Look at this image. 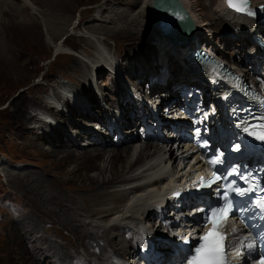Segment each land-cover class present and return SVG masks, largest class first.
Here are the masks:
<instances>
[{
	"label": "rangeland",
	"instance_id": "374dc122",
	"mask_svg": "<svg viewBox=\"0 0 264 264\" xmlns=\"http://www.w3.org/2000/svg\"><path fill=\"white\" fill-rule=\"evenodd\" d=\"M3 1H8L7 4L15 6L13 8L16 13L12 14L9 9L6 10ZM33 1L36 2V5L32 8L37 13L31 7H27L22 3L23 1L0 0V7L5 11L3 12V9H1L2 16H0V20H2L0 23V165L2 164V167H0V264H21L22 260L26 259L25 255H28L32 260L27 259L26 264H34L38 253L34 251L35 246L31 245L36 239L46 236L58 246L61 244L62 238H68V234L71 238L70 241L79 243L76 246L75 243H72L76 247L74 261L78 264H90L89 261L100 264L102 260L105 263L109 261L110 254L102 259L101 257L96 259L97 257L91 253L93 251L91 249L96 246L95 239L90 236L87 240L88 232L83 224L90 231H96V227H103L109 223H119L122 217L126 215V212H123L124 209H127L125 203L131 198L130 195L123 192L129 186L121 183V180L133 176L149 177L150 173L146 175L141 170L134 172L136 175L130 173L131 171L123 173L124 164H119L114 165V168H117V174L113 175L110 171L115 148L111 145L103 149L108 154H104L103 161L99 162L100 169L103 172L101 175L98 170L91 172L80 167V160L74 164L68 165L67 162V165H63L61 162L62 157L46 156L45 148L44 150L38 148L37 143L41 142V139L36 136L35 132L24 136L23 139V136L19 137L13 131L14 100L26 92L29 102L40 103L44 98L47 99L50 86L53 84L65 80L75 84L87 82L85 78L90 74L91 62L93 60L99 62L100 53H98V59L96 58L97 43L108 51L111 58H115L120 54L119 57L122 59H118V63L123 66V59L126 58L128 53L137 55L139 50L142 51V48L145 54L146 52H157L153 44L156 43L155 41L158 42V39L159 41L162 39L154 34V32H159L155 23L153 24L154 32L144 30L142 25L135 24L134 17H138L137 12L139 11L132 5L134 0ZM138 1L140 0H137V4ZM220 3V0H197L196 9L201 10L200 12L203 15L201 19L203 18L205 24L209 27L207 33L211 44L219 49L217 54L233 65L240 67L252 81L264 87V77L262 73L258 72V63H252L257 61L248 59L250 57L249 52H254L252 46L247 42L243 46L239 27L232 25L234 19H230L228 14L224 13ZM24 10L26 14L23 13ZM97 10L100 11V15L95 14ZM93 19L95 20L93 21ZM132 21L134 23L130 24ZM127 34L133 35L127 36ZM262 34H264V30ZM243 49L248 53L241 55ZM68 57L78 61L79 64H73L72 59ZM148 59L146 56L147 61ZM136 64L140 66L139 63ZM251 66L256 73L251 72ZM75 68L78 70H75ZM136 71H139V69L135 64H131L130 75H134ZM99 72L100 75L106 72L102 84L107 94H110L111 99L114 95L113 89L117 85L113 88L111 76L106 70ZM113 101H115V98ZM28 111L30 115L34 113L31 107ZM84 140L85 147L88 142L86 139ZM109 141L111 143V139ZM18 143L19 146H24V148L19 147ZM81 143V141L78 142V144ZM33 146L37 148V151ZM86 147L92 148L93 145ZM37 152L39 155H37ZM181 153L180 149L176 151L178 157L181 156ZM132 155L130 160L139 162L140 152ZM158 157L160 159H157L163 165L168 155L163 158V153H161ZM21 160H28L30 164H22ZM132 162H130L131 165H133ZM179 162L177 159L174 165L167 163L168 171L170 168L175 169V167H178ZM38 172H40L38 176L41 178L34 177L35 183L29 184L27 179L37 175ZM42 173L52 177H45ZM91 178H98L99 183L106 181V186L95 189V185L91 183ZM86 187L92 191L85 190ZM121 189H123L121 192H114ZM102 193H109L110 195L102 198L100 197ZM150 193H144L147 201L153 195ZM122 195L126 196L122 197ZM54 196L57 201H62L59 202V208L57 209L52 202ZM24 206L26 213L22 215L20 212ZM99 214H105L104 218L111 215L112 217L107 221ZM28 220L35 221L40 227L43 224V227L35 229L34 234L28 239L29 245L27 244V238L29 237V235L27 237V234H30L29 225L32 226V224ZM16 222L24 223V225L18 224V227ZM44 222L49 223L48 229V224ZM130 222L137 223L135 220H128L124 223L130 224ZM11 224L14 229L17 227L22 236L24 235L23 237L26 239L24 249L21 247L19 239L9 233L13 229ZM76 230L79 233H76ZM107 234L110 237L120 234L122 241L130 236V233L118 229L108 230ZM89 240L92 242H89ZM106 241L108 245L111 244L108 238H106ZM81 242L87 244L86 247L89 250L81 245ZM112 242L115 243V240H112ZM117 242L120 241L117 239ZM38 244L37 241L36 245ZM63 244H67L66 241ZM123 249L122 245V249L119 250L122 251ZM50 250L53 251L54 248L48 247L47 244L39 248L42 256V259L40 258L38 261L39 263H60L58 257L48 262V252ZM11 252L12 254L7 257L8 261L6 262L4 259ZM20 255L22 257L18 258ZM59 255H61V251H59ZM64 258L69 261L66 256ZM91 264L94 263L91 262Z\"/></svg>",
	"mask_w": 264,
	"mask_h": 264
},
{
	"label": "bare ground",
	"instance_id": "6f19581e",
	"mask_svg": "<svg viewBox=\"0 0 264 264\" xmlns=\"http://www.w3.org/2000/svg\"><path fill=\"white\" fill-rule=\"evenodd\" d=\"M20 1H23L22 3H24L27 7L32 8L34 5H36V2H34L33 0H20ZM180 1L184 5V7L187 9L190 17L193 19L196 28L203 30V31H201V34H197L198 33L197 31L195 32V36H197V40H199V43H203L205 36H206L204 33L208 32L209 27L207 24H205V20L203 18L201 19V16H203L200 12L201 10H199V8L196 9L197 0H180ZM7 2L8 1H6V2L3 1L4 6H6L5 9L6 10L9 9L12 14L16 13L15 9L13 8L15 6H11V4H7ZM220 2H221L220 7L224 10V13L228 14L230 19H234V23L232 25L239 27L238 30L241 31L240 32L241 33V39H242V44L244 46L245 42L248 43V39H249V41L251 40L247 36V33L249 34L248 31L249 30L254 31V26H258L259 24L254 22V21L248 20L245 17L244 12H237L236 10H234V11H236L237 13L232 12L233 8L230 9L227 6V0H220ZM9 3H10V1H9ZM136 4H137V0H134V4H132V5L135 6V8L138 9V11H139V12H137L138 17L137 18H135L136 16L134 17V21L136 22L135 24L142 25L144 27V30H147V31L150 30V32H154L153 24L156 23V20L154 17L155 15H154L153 7L155 4V0H140V1H138V4L137 5ZM247 7H250V8L253 7V8L264 10V0H247ZM1 9H3V8L0 7V16H2ZM22 9H24V8H22ZM33 11H35L37 13V11L35 9H33ZM3 12H5L4 9H3ZM25 12L26 11L24 10L23 13H25ZM99 12L100 11H96L95 14L99 13ZM99 15H100V13H99ZM95 19H96V17H95ZM95 19H93V21ZM98 20H99V18L97 19V21ZM1 21L2 20H0V23H1ZM134 21L130 22V24L134 23ZM222 21H223V19H222ZM44 25H46V24H44ZM225 25H227V24H225ZM223 26H224V24H223ZM261 28L262 29H260V31H258L259 33H262L261 30H264V26ZM202 32H204V33L202 34ZM154 34L157 35L158 38L160 37L162 39L160 41L158 39V42H160L159 44H157L158 43L157 41H155L156 43L153 44V47H155V49H157L156 51L158 52V54L155 51L151 52V53L146 52V54H145V51L143 50V48H142V51L139 50L137 55L128 53L126 58L123 59V67L120 69V72L125 71V75L130 80H132L134 83H136L137 79H142V81H144L146 83V82H148L150 77L161 76L160 70H163V69L165 70L164 76L168 77V79H165V81H164L165 84H163V85H159V83L157 82L158 80L155 81L154 82L155 84L153 85V91H152L153 94H148L146 91V88L143 87L142 85H140V87H139V89L144 94V98L147 100V102H149V103L155 102V103L159 104V109L155 110V111H161L160 114L165 118L166 115L164 114V112H165L164 108H167V105H168L167 99H169L171 94L174 92V88H176L180 84H183V83L186 84L189 81H193V83L198 84L201 82V77L197 73L193 72V70L191 69L192 67L190 65V62H188L185 59L186 55L182 54L180 47L174 45L172 43V41L167 39L164 35H161L159 32L158 33L154 32ZM130 35H133V34H127V36H130ZM207 35H208V33H207ZM263 37H264V35H263ZM118 38H120V37H118ZM194 41H196V40H194ZM194 45H195V42H192L188 46L193 47ZM215 50L217 52L219 49L215 48ZM247 53H246L245 49H243L241 52V55H244ZM56 54H57V52H56ZM257 54H258V52H257ZM119 55L115 56L116 60L122 59L121 57H119ZM146 56L149 58L148 61L146 60ZM252 58H253V56L249 57L248 59L251 60ZM69 59H72V58H69ZM225 60H227V59H225ZM72 61H73V64H75V65L79 64L78 61H76L74 59H72ZM144 61L146 62V64ZM91 63L94 64V66L100 65L99 62L94 61V60ZM136 63H139L140 66H137ZM131 64H135V66L139 69V71H136V73L132 76L130 75V72H129ZM113 65L115 67L117 66L114 62H113ZM113 65H109L112 71H114ZM115 69L118 70V68H115ZM75 70H78V69L75 68ZM102 70H105L104 66L103 67L101 66L97 70V73H96L97 74V87H98V91L100 93L99 95H97L92 90V88H89V86L85 82H82V84H77V83L75 84L74 82H70V81L65 80V81H62V82L60 81L57 83L58 85H61L60 95L62 96V99H64V100L66 98L68 99V98L72 97L71 96V94H72L71 89H74V88L72 86H70L69 84H74L75 88H82V90H84V93L76 94V103H75L76 105L72 106L73 111L70 112V117L65 118V121H68L70 126H69V124H67V126H65L62 123H57V126L51 132V135L48 136L46 133H44L41 136L38 133L39 130L35 129L36 126L35 125H33L35 127L32 126L33 121L37 120V119H35L36 117L32 113H31V115L29 114L28 109H29V107H31L32 110L34 111L35 109H38L39 107H45L46 108L48 105L47 101L44 98L43 100H41V102H43V103H41V102L38 103V102H34V101L29 102L27 99L26 92H25V94H22L21 96L17 97L14 100V114H13V123H12L13 124L12 126H14L13 131H15V134L18 135L19 137L23 136V139H24V136L29 135V134L31 135V133L35 132L36 136L41 139V142H38L36 140L38 142L37 143L38 148H39V150H44V148H45L44 151H46L45 152L46 156L55 157V158L62 157L61 162L63 165H67V162H68V165L74 164L75 162H78V160H80L81 161V164L79 165L80 167L86 168L87 170H89L91 172L98 170L100 172L99 173L100 175L103 172L100 169L99 162L103 161L104 154H108L107 151L103 150V149H104V147L111 145L112 147L115 148V150H114L115 155H113V157L111 159L112 166H111L110 172L113 175H116L117 174V168H114V165L116 166L119 164H124L123 173H126L127 171L128 172L131 171L130 173H132L133 175H136L134 172L136 170H138L139 168H141V166L137 167L140 163H143V162L146 163L148 161H153L152 159L154 156H156L158 159H160L158 156L162 152H164V150L163 149H150V147L152 145L149 142H147L145 149L140 151V155L138 157V158H140L139 162H132L130 160V157L133 156L132 154H134L137 151V149H135L134 146H135V144H137V141L139 139V135L136 136L133 133L139 131L142 127V125L138 123V119H137L138 112H136L135 109L132 108L131 104L127 101L126 98L124 99V101L122 103H118V104L114 103V101H113L114 96L113 95L110 99V94H107V92H106V90H104V86L102 84V82H104L103 76L105 75L106 72L101 74L102 79L100 78L101 75H100L99 71H102ZM78 72H80V71H78ZM85 79H88L90 81L88 76H86ZM213 82L216 83V87L219 88V85H217V80L214 79ZM111 84L113 85V88H114L115 85L121 84V83H119L118 79H113ZM113 90H115V89H113ZM54 99L56 100L57 97L55 96ZM211 100H212V97H209L208 102L206 104L201 105L200 114H202V115L207 114V112L209 111L208 107H209V103L211 102ZM166 102H167V105H165ZM102 103L108 104V105H110V103H111L110 106L112 107L113 111H112V114L110 115V118L112 121L114 120V122L117 124L119 130H121V128H123L124 126L125 127H128V126L131 127L129 130L132 131V135L125 136L124 138H121L120 144H118V145L113 144V140H112L113 137L115 135H117V131H116V133H110V132L108 133V131H106L107 136H103V137L95 135L94 140L92 142H90L91 141L90 136H92L94 131L91 133L89 129H83L82 128V130L88 131L90 135H85V133H81L80 131H77V129H75V131L78 133V135L77 134L72 135V133H70V130L72 128H75V127L79 128L78 123L83 122L82 117H80L78 115L91 116V111H93L94 115H95V112L98 110L94 109L93 107L95 105H98V107H99ZM171 109L174 110V107H171ZM139 112H140V110H139ZM171 114L172 113H170V115ZM75 115H77V116H75ZM96 115H98V114H96ZM131 115H132V117H129ZM74 116H75V118H74ZM27 124H28V126H27ZM96 124L97 123H93V127L96 126ZM45 128L46 127L44 126L41 130H43V132H46ZM110 137H112L111 143L109 141ZM62 138H64V140H62ZM84 139H87L88 142L91 143L90 145H93L94 148L93 147L92 148L84 147L83 146L85 144ZM150 139H151V136H148V140H150ZM78 141L82 142L80 146L76 145ZM21 144H23V143L21 142ZM69 145H70V147H69ZM18 146H19V143H18ZM29 146H31V145H29ZM123 146H125V147L122 148ZM19 147L24 148V146H19ZM34 148L37 151V148L36 147H34ZM96 151H104V152H96ZM37 155H39L38 152H37ZM167 155H168L167 161L169 163L171 162L174 164L176 162V160L178 159V156L176 155L175 149L170 148L169 151L164 152L163 158L166 157ZM20 162L22 164H24V163L28 164L29 163L28 160H21ZM130 162H132L133 165H131ZM166 163L167 162H165V164ZM31 164H33V163H31ZM165 164L163 166H165ZM0 167H2V164L0 165ZM149 170L150 169H148L146 171H149ZM42 171H40V172H42ZM146 171H144V172H146ZM40 172H38L37 175L31 176L30 178L27 179L29 181V184L35 183L34 177L41 178L38 176L40 174ZM42 175H44V173H42ZM146 175H147V173H146ZM44 176L48 177L46 175H44ZM51 177H48V178H51ZM33 179H34V181H32ZM90 180H91V183L95 185V189H98V187L99 188L104 187V186H106L105 184L107 183L106 181L99 183L98 178L97 179L91 178ZM136 180H139V176H133V177H130L128 179L121 180V183H125L126 185L129 186L128 188H126L127 190L125 189L123 192L126 193L127 195L132 194L130 197H132V196L136 197L138 193H140L139 195H141L142 193H145V191L147 189L154 187L159 183V181L156 180V181H151V182H149L143 186H141V185L136 186L135 185L134 187H130V186H133L134 183H136L135 182ZM109 181H111V180H109ZM22 182H23V180H22ZM44 182H45V180H44ZM85 190L92 191L88 187H86ZM122 190L123 189L118 190V191H114V192H121ZM107 195H110V194L109 193H102V194H100V197L104 198ZM118 195H120V193H118ZM125 196L126 195H122V197H125ZM23 201H24V199H23ZM52 202H53L54 207L57 209V208H59V204H60L59 202H62V201H57L56 197L54 196ZM64 206H65V204H64ZM87 212H90V211H87ZM24 213H26L25 206L22 209V211L20 212V214L23 215ZM55 214H56V211H55ZM143 214H146V212L144 211ZM22 215H20V217H22ZM104 215L99 214L100 217H102L103 219H106L107 221L109 220V218L112 217V215H111L108 218H104ZM140 216H142V214ZM131 218L134 219L133 216ZM143 219L146 222L151 221L153 219L152 213L151 212L148 213L146 216L143 217ZM28 221L32 224V226L29 225L30 226V229H29L30 234H27V237L29 235V237L27 238V244L29 245L28 239L34 234L33 232L35 231V229L40 227V225H37L35 223V221H33V220H28ZM16 223H17L16 226H18V227H19V225H21V226L24 225V223H21V224H20V222H16ZM44 223H46V222H44ZM46 224H48V227H47V229H48L49 223H46ZM11 226H12V224H11ZM83 226L85 227L86 231L88 232L87 240L90 238V236L92 239H95L94 242H96V246L91 249L93 251H91V250L90 251H91V253H93V255H95L97 257L96 259H100V257L102 259L104 256L106 257V254L109 253L108 251H110V253L111 252H118V253L124 252V253H126L132 249L130 245L127 246V244L130 243L129 239H125L122 241L120 234L115 235V237H110L107 234L108 230H111V229L121 230L123 228V225H114V227L111 228V226L109 227V224H107L106 226H103V227H96L95 228L96 231H90V229L88 227L86 228L85 224H83ZM41 227H43V224ZM9 233L12 234L13 237H16L17 239H19V242H20V245L22 248H23V246L26 247V241H25L26 239L23 237L24 235L23 236L21 235V233L19 232L17 227L15 229L13 227V229H11L9 231ZM76 233H79V232L76 230ZM67 236H68V238H67L68 240L65 238H62V240L60 241L61 244L58 246L55 243H53L52 241H50L46 236H42V237L36 239L31 245V246H35L34 251L38 253L35 263L36 264H42L41 262L40 263L38 262L40 258L42 259L39 248H41V246L47 244L48 247L54 248L53 251L50 250L48 252L49 253L48 262H50L54 258L58 257L59 261H60L59 264H78L76 261H74V257H75L74 251L76 249V247H75L76 244H79V243L77 241H75V242L70 241L71 238H70L69 234ZM77 238H78V235L76 236V240H77ZM106 238H108L109 242H111L110 245H108ZM117 239H118V241H120L119 243L117 242ZM112 240H115V243H113ZM37 241L39 242L38 245H36ZM65 241L67 244H63ZM89 242H92V241L89 240ZM72 243H75V246H73ZM80 244L83 245L84 247L88 246L87 244H84L82 242ZM89 245H90V243H89ZM122 245H123L124 249L122 251H120L119 249H122ZM86 248L89 250L88 247H86ZM10 250L12 251L13 249H10ZM59 251H61V255H59ZM10 254H12V252L9 253L5 257L4 260H6V262L8 261L7 257ZM25 256H26V259L24 258L22 260L21 264H26L27 259L29 261H32L28 255H25ZM64 256H66L69 259V261H67V259H65ZM20 257H22V256L20 255L18 258H20ZM91 262H94V261H91ZM103 264H106V263H103ZM107 264H110V263H107Z\"/></svg>",
	"mask_w": 264,
	"mask_h": 264
},
{
	"label": "snow or ice",
	"instance_id": "6c2138e0",
	"mask_svg": "<svg viewBox=\"0 0 264 264\" xmlns=\"http://www.w3.org/2000/svg\"><path fill=\"white\" fill-rule=\"evenodd\" d=\"M227 2L228 6L237 12L254 15L247 8V0H227ZM261 128L264 129V125ZM258 138L264 141V131L261 132ZM232 148L234 151H239L240 145L236 144ZM217 162V160L210 161L213 165ZM231 174L239 175L245 183L250 184V187L244 189L231 184L225 186L222 191L218 192V197L222 203L214 207L210 206L206 210L200 208L194 210L205 212L203 227L207 230H202V235L199 238L200 242L188 250L183 264H229L227 259L228 252L226 251L227 245L225 243L228 239V233L225 230L227 220L229 216L239 215L241 223H246L243 214L250 210L246 206H238L235 196H245L246 192L255 191V184L250 183V178L247 175L240 173L238 169L232 171ZM221 178V176L214 173L213 180L205 182L202 179L201 186L210 185ZM261 190L264 191V189ZM230 193H234L235 195H230ZM255 203L256 207L260 210L261 217L264 218V198L257 200ZM208 225H211V227H208ZM232 231L236 232V229L233 228ZM248 247H251V245H248ZM259 264H264V257L260 258Z\"/></svg>",
	"mask_w": 264,
	"mask_h": 264
},
{
	"label": "water",
	"instance_id": "95a60500",
	"mask_svg": "<svg viewBox=\"0 0 264 264\" xmlns=\"http://www.w3.org/2000/svg\"><path fill=\"white\" fill-rule=\"evenodd\" d=\"M154 12L158 26L161 27L164 34L172 41L177 42L182 38L181 33L176 29L178 25L189 26L188 37L190 39L194 37L195 30L193 21L180 0H155ZM169 12L173 13L174 19L178 17L181 22H178L176 19V21L173 20ZM166 19L172 21V24L167 22L168 20L166 21Z\"/></svg>",
	"mask_w": 264,
	"mask_h": 264
}]
</instances>
